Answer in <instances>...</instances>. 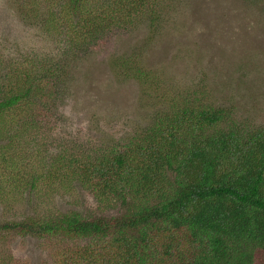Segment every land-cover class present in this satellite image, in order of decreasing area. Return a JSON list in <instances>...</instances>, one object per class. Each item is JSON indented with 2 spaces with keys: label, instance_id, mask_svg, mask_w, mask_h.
Instances as JSON below:
<instances>
[{
  "label": "trees",
  "instance_id": "16d2710c",
  "mask_svg": "<svg viewBox=\"0 0 264 264\" xmlns=\"http://www.w3.org/2000/svg\"><path fill=\"white\" fill-rule=\"evenodd\" d=\"M16 1L57 49L46 57L1 51L0 198L24 199L25 181L36 201L48 205L67 190L74 205L84 193L85 207L99 211L81 205L4 220L0 235L44 240L52 264H264V125L256 112L227 107L205 77L180 89L142 53L119 57V78L149 83L142 96L159 109L116 139L71 145L64 133L48 152L47 118L67 98L80 50L143 23L152 41L169 0Z\"/></svg>",
  "mask_w": 264,
  "mask_h": 264
},
{
  "label": "rangeland",
  "instance_id": "374dc122",
  "mask_svg": "<svg viewBox=\"0 0 264 264\" xmlns=\"http://www.w3.org/2000/svg\"><path fill=\"white\" fill-rule=\"evenodd\" d=\"M244 2L249 6H244ZM17 5L16 0H0V58L4 57L1 51L7 48L17 50L19 56L29 53L54 56L56 44L48 41L47 33L33 27L34 22L25 21L18 14ZM164 13L168 17L152 41L143 23L126 31L119 28L99 46L80 50L67 98L60 104L57 115L47 118L52 122V130H48L50 154L58 150L55 146L64 133L70 136L67 139L71 145L86 138L116 139L130 129L129 121L138 122L141 115L146 119L150 112L159 109L151 105L152 99L142 96L143 87L149 83L118 76L115 60L140 53L156 74L167 72L180 89L181 82L205 77L208 86L219 89L217 96L223 97L227 107L256 112L254 120L264 125V0H169ZM5 57L17 59L15 54ZM248 57L250 63L246 61ZM21 186L26 189L24 199L5 203L6 195L0 198V221L22 220L81 205L91 213L99 211L96 204L95 209L85 207L88 198L84 193L75 198L74 205L73 196L63 190L52 196L54 201L45 199L50 203L47 205L36 201L28 183L24 181ZM105 212L116 214L118 208ZM44 243L14 233L0 235V264H52L50 247Z\"/></svg>",
  "mask_w": 264,
  "mask_h": 264
}]
</instances>
